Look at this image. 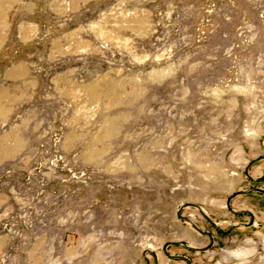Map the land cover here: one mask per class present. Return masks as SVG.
Here are the masks:
<instances>
[{"label": "rangeland", "instance_id": "1", "mask_svg": "<svg viewBox=\"0 0 264 264\" xmlns=\"http://www.w3.org/2000/svg\"><path fill=\"white\" fill-rule=\"evenodd\" d=\"M34 3L0 59L36 82L2 127L0 264H264V193L237 194L264 190V0ZM188 222L210 249L169 244L210 243Z\"/></svg>", "mask_w": 264, "mask_h": 264}, {"label": "crops", "instance_id": "2", "mask_svg": "<svg viewBox=\"0 0 264 264\" xmlns=\"http://www.w3.org/2000/svg\"><path fill=\"white\" fill-rule=\"evenodd\" d=\"M36 11L34 0H0V59L3 58L4 51L15 42L27 43L33 36L32 28H24L20 32L18 40L15 38L14 22L17 18H29ZM13 47V46H11ZM0 65L3 66L2 60ZM0 66V162L3 161L2 153L4 146L3 123L9 116L16 112L20 105L26 103L32 95L35 86V78L28 69L26 61H18L11 65ZM252 148V153H257V158L264 156L262 146ZM260 155V156H259ZM257 174V173H256ZM258 178L264 177L256 175Z\"/></svg>", "mask_w": 264, "mask_h": 264}, {"label": "water", "instance_id": "3", "mask_svg": "<svg viewBox=\"0 0 264 264\" xmlns=\"http://www.w3.org/2000/svg\"><path fill=\"white\" fill-rule=\"evenodd\" d=\"M260 160H264V156H260V157H258V158H256V159H253L252 161H251V164L252 163H254V162H256V161H260ZM247 169H248V167H247ZM250 180L251 181H253V180H256V179H252V178H250ZM250 191H256V192H260V193H264V190L263 189H260V188H258V187H253V188H250V189H247V190H244V191H238L237 192V194H246V193H248V192H250ZM236 194V195H237ZM230 199H231V197H229L228 199H227V201L229 202L230 201ZM186 207H193V208H196V209H198V210H201V207L199 206V205H196V204H186V205H182L181 207H180V209L178 210V213H177V215L179 216V217H181L182 218V216H181V210L182 209H184V208H186ZM246 212V214H248V215H250L251 217H252V214L249 212V211H245ZM198 233H201V234H205V235H207L209 238H210V243L207 245V246H205V247H202V248H194V247H192V246H190V245H187V243H185V242H170L169 244H174V245H183V246H186V247H188L189 249H192V250H197V251H199V252H204V251H206V250H208V249H210L211 247H212V241H213V237H212V234L210 233V232H203V231H201L195 224H193V223H190V222H188ZM249 225H251V224H245V226H249ZM235 227H239L238 225L237 226H235ZM183 257V256H182ZM184 258V257H183ZM185 259H187V258H185ZM188 260V259H187Z\"/></svg>", "mask_w": 264, "mask_h": 264}]
</instances>
